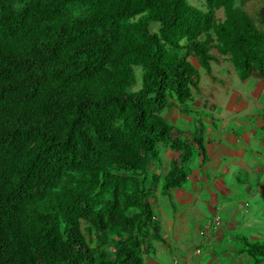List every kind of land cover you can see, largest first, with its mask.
<instances>
[{"label":"trees","instance_id":"1","mask_svg":"<svg viewBox=\"0 0 264 264\" xmlns=\"http://www.w3.org/2000/svg\"><path fill=\"white\" fill-rule=\"evenodd\" d=\"M205 1L207 12L188 0H0V264H144L146 240L163 241L144 185L158 143L183 157L163 192L186 183L195 151L207 160L203 125L183 138L163 115L198 89L183 51L211 73L213 34L241 81L264 82V0L260 20L250 0ZM244 241L264 264V245Z\"/></svg>","mask_w":264,"mask_h":264},{"label":"rangeland","instance_id":"2","mask_svg":"<svg viewBox=\"0 0 264 264\" xmlns=\"http://www.w3.org/2000/svg\"><path fill=\"white\" fill-rule=\"evenodd\" d=\"M262 1L250 0L246 5V9L259 20ZM188 3L203 12L209 10L205 0H188ZM216 19L218 23L226 20L224 8L216 9ZM158 26L154 27L155 31ZM204 40L205 36L200 37V41ZM209 46V53L216 60L211 61V73L200 66L194 52L183 51L198 71V89L192 90V98L183 105L171 99L173 104L163 111V115L182 131L183 138L192 139L200 125L204 127V138L209 146L221 136V141L235 152L233 158L227 159V164L231 159L233 165L227 173L222 159L208 158L203 162L195 151L186 162L189 183L180 187L186 188L187 194H177L180 188L166 193L162 189L164 177L183 157L169 145L158 143L159 155L153 161L144 185L163 242L152 238L146 240L140 253L144 264H176L175 261L178 264H254L244 238L252 244L264 245V148L261 146L264 121H256L264 120V82L255 78L241 81L231 56L221 52L213 34ZM132 72V90H139L143 70L133 67ZM242 162L247 163V167ZM119 174L135 177L140 183L144 179L143 174ZM200 186L202 188L198 189ZM223 187L230 189V193H226L228 196ZM218 209H221L219 235L205 244L200 232L208 230L212 211ZM135 212L130 209L128 214ZM82 231L98 255L97 234L89 221H82ZM208 233L212 234L210 230ZM116 240L117 237L110 234L108 243L102 248L108 257H114Z\"/></svg>","mask_w":264,"mask_h":264},{"label":"crops","instance_id":"3","mask_svg":"<svg viewBox=\"0 0 264 264\" xmlns=\"http://www.w3.org/2000/svg\"><path fill=\"white\" fill-rule=\"evenodd\" d=\"M256 121H258V122H263L264 120L263 119H256ZM231 142V141H230ZM209 143H207L206 141H205V145H206V149H207V160L206 161H208V158H210V159H222V160H220L221 162H224V163H226L225 164V166H224V170H225V172H227V173H230V171L228 170L229 169V167H230V165L232 164L233 165V162L231 161V159L229 160V162H231L230 164L228 163L227 164V159H229L230 157H232V156H234L235 155V152H234V150H230V148L228 147V144H225V143H223L222 141H221V136L220 137H217V139H216V141L214 142V143H210V146L208 145ZM231 144H237V142H232ZM261 146L264 148V140L262 141V143H261ZM243 152V151H242ZM199 153V152H198ZM234 154V155H233ZM247 154V153H246ZM200 155V154H199ZM243 155H245V152H243ZM244 157V156H243ZM202 158V157H201ZM233 158V157H232ZM248 158V157H247ZM205 161V162H206ZM252 164H253V162H252ZM231 165V166H232ZM242 165H247V163H243L242 162ZM261 165H263V164H261ZM247 167V166H246ZM198 176H200V175H198ZM201 177V176H200ZM189 176H187V181H186V185L189 183ZM189 187V186H188ZM202 188V186H200L198 189H201ZM185 189L186 188H180V191L177 193V194H179V193H181V192H185ZM223 190H224V193H225V195L226 196H228L226 193H230V189L229 188H226V187H223ZM186 193V192H185ZM187 194V193H186ZM192 194H194L193 192H192ZM191 194V195H192ZM229 196H231V195H229ZM232 197V196H231ZM225 206H226V204H225ZM227 208H228V210H229V208H230V206L228 205L227 206ZM212 215H213V217L211 218V220H210V223H209V225H208V230H210V232L212 233L211 234V236H209V237H207L206 239L205 238H203L202 237V240L204 241V243L205 244H208V243H210V241L213 239V237H215V236H218L219 235V227L217 228V229H213V221H214V218H216V217H219L220 218V216H221V209H218L217 211H212ZM163 242V241H162Z\"/></svg>","mask_w":264,"mask_h":264},{"label":"built area","instance_id":"4","mask_svg":"<svg viewBox=\"0 0 264 264\" xmlns=\"http://www.w3.org/2000/svg\"><path fill=\"white\" fill-rule=\"evenodd\" d=\"M155 218V217H154ZM219 225H220V218L219 217H216V218H214V221H213V229H217L218 227H219ZM200 234H201V236L203 237V238H207V237H209V236H211L209 233H208V230L206 231H201L200 232ZM209 234V235H208ZM175 263L176 264H178V261H175Z\"/></svg>","mask_w":264,"mask_h":264}]
</instances>
